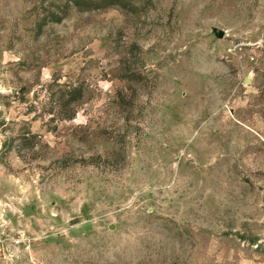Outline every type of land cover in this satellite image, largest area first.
Segmentation results:
<instances>
[{"label": "rangeland", "instance_id": "1", "mask_svg": "<svg viewBox=\"0 0 264 264\" xmlns=\"http://www.w3.org/2000/svg\"><path fill=\"white\" fill-rule=\"evenodd\" d=\"M76 1L0 0V264H264V0Z\"/></svg>", "mask_w": 264, "mask_h": 264}, {"label": "trees", "instance_id": "2", "mask_svg": "<svg viewBox=\"0 0 264 264\" xmlns=\"http://www.w3.org/2000/svg\"><path fill=\"white\" fill-rule=\"evenodd\" d=\"M108 4H113L112 1H110ZM74 5L78 7L79 9H98L100 7H103V4L100 5V1H93V0H82V1H76L74 2ZM107 5V4H106ZM61 18H48V21H59ZM64 88V87H63ZM62 88V89H63ZM83 95V88L81 86H73L69 85L64 88L63 92L60 95V103L63 106L64 109L68 110L69 108H72L74 104H76ZM70 118V116H69Z\"/></svg>", "mask_w": 264, "mask_h": 264}, {"label": "water", "instance_id": "3", "mask_svg": "<svg viewBox=\"0 0 264 264\" xmlns=\"http://www.w3.org/2000/svg\"><path fill=\"white\" fill-rule=\"evenodd\" d=\"M213 32H214L216 38H218V39H221L224 35L223 32L218 30V29H213Z\"/></svg>", "mask_w": 264, "mask_h": 264}, {"label": "built area", "instance_id": "4", "mask_svg": "<svg viewBox=\"0 0 264 264\" xmlns=\"http://www.w3.org/2000/svg\"><path fill=\"white\" fill-rule=\"evenodd\" d=\"M2 254H3V252H2V243L0 241V257H3Z\"/></svg>", "mask_w": 264, "mask_h": 264}]
</instances>
